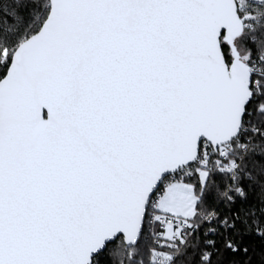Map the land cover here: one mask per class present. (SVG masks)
Segmentation results:
<instances>
[{
	"label": "snow or ice",
	"instance_id": "snow-or-ice-1",
	"mask_svg": "<svg viewBox=\"0 0 264 264\" xmlns=\"http://www.w3.org/2000/svg\"><path fill=\"white\" fill-rule=\"evenodd\" d=\"M0 264H264V0H0Z\"/></svg>",
	"mask_w": 264,
	"mask_h": 264
}]
</instances>
